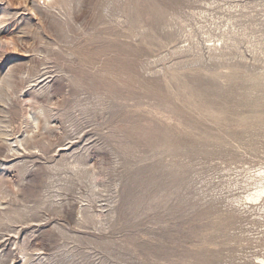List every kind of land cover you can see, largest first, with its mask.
Returning <instances> with one entry per match:
<instances>
[{"label": "rangeland", "instance_id": "374dc122", "mask_svg": "<svg viewBox=\"0 0 264 264\" xmlns=\"http://www.w3.org/2000/svg\"><path fill=\"white\" fill-rule=\"evenodd\" d=\"M0 264H264V0H0Z\"/></svg>", "mask_w": 264, "mask_h": 264}, {"label": "bare ground", "instance_id": "6f19581e", "mask_svg": "<svg viewBox=\"0 0 264 264\" xmlns=\"http://www.w3.org/2000/svg\"><path fill=\"white\" fill-rule=\"evenodd\" d=\"M261 192H263V191H261Z\"/></svg>", "mask_w": 264, "mask_h": 264}]
</instances>
